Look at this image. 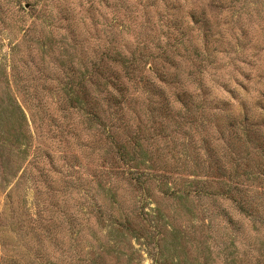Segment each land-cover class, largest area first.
I'll return each mask as SVG.
<instances>
[{
	"label": "rangeland",
	"instance_id": "374dc122",
	"mask_svg": "<svg viewBox=\"0 0 264 264\" xmlns=\"http://www.w3.org/2000/svg\"><path fill=\"white\" fill-rule=\"evenodd\" d=\"M95 35L157 67L162 92L129 88L118 121L100 86L92 121L61 99V36L85 65ZM263 95L264 0H0V109L27 124L1 120L31 146L0 144V264H264V126L246 143L240 121L264 120Z\"/></svg>",
	"mask_w": 264,
	"mask_h": 264
},
{
	"label": "trees",
	"instance_id": "16d2710c",
	"mask_svg": "<svg viewBox=\"0 0 264 264\" xmlns=\"http://www.w3.org/2000/svg\"><path fill=\"white\" fill-rule=\"evenodd\" d=\"M158 1L161 0H153V2L156 3ZM24 3L30 7V4H28L27 1ZM20 4L15 5L17 6V9H20ZM196 13L197 12L193 7L191 8L190 12H188V15L191 19L190 22L194 25L197 24L198 19L200 18V16H197ZM201 18L203 19H199V23L202 24L201 29L203 35L205 38H208L210 36V20L205 16ZM64 21L66 22V26L62 31H65L64 36L69 38V40L76 42L73 36L74 32L76 31V27H74L76 24L74 22L73 16L69 17L68 19H64ZM63 38L64 37L61 36L60 39V43L63 42L60 45V49H62L63 53L59 54L60 58L57 59V62L59 70L65 77V82L63 83V90H65V92L63 94L64 97L61 99L65 103V108H67V110L82 111L85 113L88 121H92L94 118H97L98 99L93 97L91 93L93 94L95 86H100V88L103 90H100L98 95L104 96L102 101L107 108L106 113H108L110 116L108 120L112 121V119H116V121H118L119 118L116 115L121 113L120 111L123 107V103L128 100V96L130 95L128 93L129 88L135 92H162L161 89H159L156 85H154V83L147 79V74H155L157 71V67L152 66L151 64L145 65L143 62V59L147 56H151V53H140L139 58H137V56L135 57L133 54L126 55L121 51L120 48L114 49L112 47H108L105 44L101 45L99 36L97 37L95 35L94 37L92 36V38L90 37L92 40L89 39L91 44L94 43L90 49V51H92V56L86 58L87 64L85 63L84 65V63L82 64L80 62H73L70 57L64 59V53L66 51L65 49L68 42ZM73 42H70V45H73ZM162 53H166V51H162ZM108 62L119 67V72L116 73L113 81H110V78L105 76V71H107L109 64ZM123 80H125V82H122ZM108 86H110L111 89L108 88ZM97 89L99 88H96V90ZM257 104L260 105L261 108H264V95L262 96L261 101H259ZM6 114L10 118L16 115L18 124L20 125L23 123L27 124L25 113L23 112L21 106L17 103L16 99L15 101L11 102V107L9 110L7 108L5 111L0 109V144L10 143L8 145H10L11 148H15L22 156H27L31 146L29 143L22 144L21 138H27L23 127L6 129L1 120V115L4 116ZM242 115L243 119L240 120L241 123H243L241 126V136L246 138V143H251V141H254V139H251L252 133L255 130H258L261 126H264V120L258 124V122L249 120V117H247L246 114ZM12 139H14V141L10 142ZM106 139L108 140V144L111 146L109 148L114 149L116 151L115 153L122 155L121 159L124 160L125 147L120 145L114 135L110 134V132L107 134ZM112 143H114L115 146H112ZM139 183L142 187L143 181ZM226 187H228V185H225V188ZM231 192V188H226L223 192L224 198L233 199L238 205H240L243 211L247 212L243 198H233Z\"/></svg>",
	"mask_w": 264,
	"mask_h": 264
}]
</instances>
